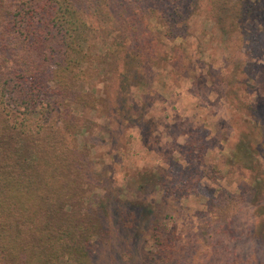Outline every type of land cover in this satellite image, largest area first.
<instances>
[{"label": "trees", "instance_id": "trees-1", "mask_svg": "<svg viewBox=\"0 0 264 264\" xmlns=\"http://www.w3.org/2000/svg\"><path fill=\"white\" fill-rule=\"evenodd\" d=\"M200 11L222 36L235 38L245 22L264 17V0H0V264H100L110 244L120 258L144 230L136 212L113 200L87 169L77 142L84 128L75 112L93 106L92 82L110 56L95 33L116 24L114 56L132 44L140 57L149 44L150 61L164 54L147 30L150 18L174 40ZM225 96L238 138L231 163L247 172L253 196L262 198L264 100L253 106L234 92ZM96 189L105 203L93 197ZM256 213L253 240L264 264V207ZM151 214L154 247L143 264H173V242Z\"/></svg>", "mask_w": 264, "mask_h": 264}, {"label": "rangeland", "instance_id": "rangeland-1", "mask_svg": "<svg viewBox=\"0 0 264 264\" xmlns=\"http://www.w3.org/2000/svg\"><path fill=\"white\" fill-rule=\"evenodd\" d=\"M161 23L145 25L164 52L150 61L149 44L140 57L132 44L114 56L116 24L97 30V47L110 56L92 82L93 106L75 112L87 169L144 229L120 258L110 244L100 264H143L154 247L151 211L173 242V264H260L253 237L264 197L253 196L247 172L231 163L238 138L225 95L253 106L264 100V17L245 22L235 38L222 36L201 11L174 40L163 37ZM93 197L107 201L98 189Z\"/></svg>", "mask_w": 264, "mask_h": 264}]
</instances>
